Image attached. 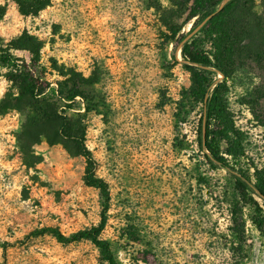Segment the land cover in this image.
Instances as JSON below:
<instances>
[{"label":"rangeland","instance_id":"obj_1","mask_svg":"<svg viewBox=\"0 0 264 264\" xmlns=\"http://www.w3.org/2000/svg\"><path fill=\"white\" fill-rule=\"evenodd\" d=\"M190 5L53 0L24 15L15 0H0V50L30 62L31 53L13 41L33 34L53 88L62 81L66 92L81 91L73 108L53 89L46 96L58 101L59 114L85 127L95 174L111 193L101 236L119 263L147 264L139 257L149 251L153 264H264V232L253 224L252 208H244L242 252L231 228L233 178L213 168L199 145L202 104L191 96L192 74L171 38ZM232 21L238 53L226 102L244 137L242 166H264V0H240ZM13 71L0 63V102L19 94L8 78ZM26 101L0 113V261L107 264L89 239L64 243L35 232L90 228L100 221L104 198L85 182L86 157L71 141H49L45 133L56 122Z\"/></svg>","mask_w":264,"mask_h":264},{"label":"trees","instance_id":"obj_2","mask_svg":"<svg viewBox=\"0 0 264 264\" xmlns=\"http://www.w3.org/2000/svg\"><path fill=\"white\" fill-rule=\"evenodd\" d=\"M15 1L22 14L36 15L53 0ZM239 6L240 0H191L182 25L173 31L171 38L175 40L174 50H181L183 66L192 74L191 96L202 104L198 124L199 145L213 168L225 169L233 178L238 197L231 208V228L238 240V247L243 252L247 244L245 206L252 208L251 220L259 231L264 232V166H242V161L247 156L244 137L237 129L233 113L226 102L227 80L235 69L238 53L232 20ZM189 23L190 31H182ZM190 34L192 35L189 36ZM203 41L209 43L210 49L204 46ZM13 43L15 48L27 49L31 53V60H21L10 51L0 50V63L14 69L8 74V78L19 89L17 96H6L0 102V113L20 107L24 100L31 106L39 104L42 114L56 122L53 133H45V136L51 142H58L62 138L74 143L77 151L87 159L86 184L99 188L104 198L100 221L90 228L80 229L70 235L54 226H46L35 232L51 233L64 243L89 239L100 249L101 258L107 264H121L117 261L110 242L101 236L109 220L111 193L108 183L95 174V159L85 142V127L59 114L58 101H51L46 96L53 89L59 99L70 101L66 103L68 108H73L77 97L82 96V93L75 86L66 92L62 81L56 82L58 89L53 88V82L48 78V68L41 62L42 43L33 34L25 32ZM174 56L177 59L176 52ZM218 74L222 77H217ZM43 104L47 106L43 108ZM150 254L151 252L144 251L139 260L153 264ZM0 264L4 262L0 261Z\"/></svg>","mask_w":264,"mask_h":264}]
</instances>
